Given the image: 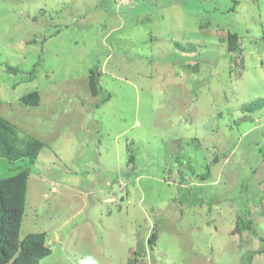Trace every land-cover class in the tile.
<instances>
[{
	"label": "rangeland",
	"instance_id": "374dc122",
	"mask_svg": "<svg viewBox=\"0 0 264 264\" xmlns=\"http://www.w3.org/2000/svg\"><path fill=\"white\" fill-rule=\"evenodd\" d=\"M258 97L264 0H0V116L43 143L0 159L29 171L20 238L45 232L38 264H264Z\"/></svg>",
	"mask_w": 264,
	"mask_h": 264
},
{
	"label": "trees",
	"instance_id": "16d2710c",
	"mask_svg": "<svg viewBox=\"0 0 264 264\" xmlns=\"http://www.w3.org/2000/svg\"><path fill=\"white\" fill-rule=\"evenodd\" d=\"M225 40L228 51H240L238 32H228ZM88 84L93 95L100 93L98 75L91 73ZM39 100L40 94L36 90L21 96V101L25 104L36 105ZM262 107H264V97L247 102L240 108L242 111L251 112ZM42 145L43 143L37 138L19 137L15 124L0 116V159H6L9 162L27 160L33 163ZM28 175V169L23 167L13 174L0 176V264H38L50 253L45 232H30L22 238L19 236L24 215ZM246 224L242 223L241 226ZM156 236V232H151L148 242H154ZM251 256L250 253L244 259L249 261ZM131 263L130 259L128 264Z\"/></svg>",
	"mask_w": 264,
	"mask_h": 264
}]
</instances>
